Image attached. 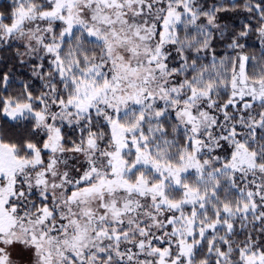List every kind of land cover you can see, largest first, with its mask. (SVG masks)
Here are the masks:
<instances>
[{
	"label": "snow or ice",
	"instance_id": "obj_1",
	"mask_svg": "<svg viewBox=\"0 0 264 264\" xmlns=\"http://www.w3.org/2000/svg\"><path fill=\"white\" fill-rule=\"evenodd\" d=\"M0 264H264V0H0Z\"/></svg>",
	"mask_w": 264,
	"mask_h": 264
},
{
	"label": "trees",
	"instance_id": "obj_2",
	"mask_svg": "<svg viewBox=\"0 0 264 264\" xmlns=\"http://www.w3.org/2000/svg\"><path fill=\"white\" fill-rule=\"evenodd\" d=\"M249 43H252V41H250Z\"/></svg>",
	"mask_w": 264,
	"mask_h": 264
}]
</instances>
